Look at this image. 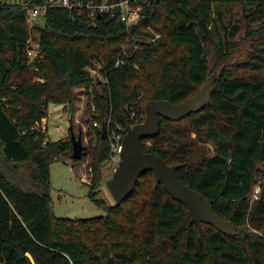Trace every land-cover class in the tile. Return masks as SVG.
<instances>
[{
  "label": "trees",
  "instance_id": "1",
  "mask_svg": "<svg viewBox=\"0 0 264 264\" xmlns=\"http://www.w3.org/2000/svg\"><path fill=\"white\" fill-rule=\"evenodd\" d=\"M44 1L0 0V263L264 264V75L225 65L210 75L205 51L221 19L214 6L239 3L253 19L264 15V0H140L141 18L130 25L110 12L92 19L85 7L49 6L44 23L33 24L30 7ZM228 44L218 47L220 59ZM251 55L257 60H248L250 67H262L264 45ZM209 79L204 108L179 120L159 116L160 132L141 146L177 164V176L241 229L199 227L152 170L120 203L99 197L112 131L122 138L128 125L143 121L148 100H184ZM77 85L93 87L100 123L87 184L105 214L87 218L52 210L50 163L72 158V142L52 140L42 127L49 104H71Z\"/></svg>",
  "mask_w": 264,
  "mask_h": 264
},
{
  "label": "rangeland",
  "instance_id": "2",
  "mask_svg": "<svg viewBox=\"0 0 264 264\" xmlns=\"http://www.w3.org/2000/svg\"><path fill=\"white\" fill-rule=\"evenodd\" d=\"M8 1L24 2L25 0ZM214 11L216 12L215 17L220 11L221 19H218L217 32L214 33L213 40L205 44L210 75L216 74L222 65L229 67L240 75L250 72L264 75V62L260 68L250 67L251 65L247 62L248 60L256 61L257 59H253L251 53L255 51L256 46L264 45V34L260 31L264 29V15L255 16L251 19V17L246 16L243 7L239 3L217 5L214 6ZM32 19L33 24L42 25L44 23L43 14ZM234 25L237 26L235 30ZM33 33L36 34L37 32L33 31ZM225 39L229 41L228 56L220 59L217 49L220 46L225 48ZM31 44L34 50L32 55H35L37 43L31 39ZM91 74L95 79L102 78L96 68L91 71ZM93 83L96 85V89H102L96 80ZM72 94L71 104L64 105L53 102L49 104V112L42 121V127L47 130L52 140L70 138L71 131L74 132L76 137L81 135L82 142L85 145L83 153L87 157L73 161L70 156L61 155L59 159L50 163L52 210L54 214L60 217H94L105 214V210L97 206L88 195L89 185L84 181L90 178V167L87 158L96 141L94 127L100 126V123L98 124L96 119H93V116L97 113L93 101V87L77 85L73 87ZM191 136L195 137V133L192 132ZM203 144L209 147L210 152H213V145L210 142ZM118 156V152H115L102 166L103 179L98 195L109 204H114L115 200L106 185V181L112 176L117 167ZM257 189L259 190V187L256 184L251 197H255L254 193L258 191Z\"/></svg>",
  "mask_w": 264,
  "mask_h": 264
},
{
  "label": "water",
  "instance_id": "3",
  "mask_svg": "<svg viewBox=\"0 0 264 264\" xmlns=\"http://www.w3.org/2000/svg\"><path fill=\"white\" fill-rule=\"evenodd\" d=\"M100 16V14H98ZM213 79L207 80L197 92L190 97L171 102L164 99H151L145 104V117L143 121L128 125L121 139L118 164L112 176L106 181V185L115 200L120 203L127 197L136 185L140 174L146 170H152L156 182L162 183L164 188L177 200L182 201L188 208L190 220L199 227L201 223H211L217 229L226 234H234L241 226L234 224L220 216L208 203L205 196L185 184L176 174L177 164H169L160 156L144 151L141 146L143 138L157 135L160 132L159 116L172 120H179L190 113L204 108L211 96ZM105 126H102V133ZM73 159L82 157L85 145L81 135L75 136L71 131ZM27 256H32L27 252Z\"/></svg>",
  "mask_w": 264,
  "mask_h": 264
},
{
  "label": "built area",
  "instance_id": "4",
  "mask_svg": "<svg viewBox=\"0 0 264 264\" xmlns=\"http://www.w3.org/2000/svg\"><path fill=\"white\" fill-rule=\"evenodd\" d=\"M139 1L140 0H45L43 3L35 4L30 7V16L35 18L43 14L49 6L75 7L78 10L85 7L88 9L89 17L92 19L99 13L110 12L111 14H116L118 19L123 21L126 25H130L141 18L142 5ZM157 36H159V33H156L155 37ZM29 53L32 52L29 51ZM92 70L93 69H91V71ZM111 138L112 155H114L115 152L119 154L122 138L119 134H116L115 131H112ZM257 192L254 193V196H256Z\"/></svg>",
  "mask_w": 264,
  "mask_h": 264
},
{
  "label": "crops",
  "instance_id": "5",
  "mask_svg": "<svg viewBox=\"0 0 264 264\" xmlns=\"http://www.w3.org/2000/svg\"><path fill=\"white\" fill-rule=\"evenodd\" d=\"M81 179V178H80ZM82 181H84L83 179H81ZM84 182H86V183H88L89 182V179L87 180V181H84Z\"/></svg>",
  "mask_w": 264,
  "mask_h": 264
}]
</instances>
